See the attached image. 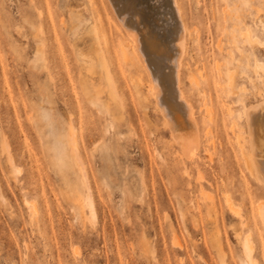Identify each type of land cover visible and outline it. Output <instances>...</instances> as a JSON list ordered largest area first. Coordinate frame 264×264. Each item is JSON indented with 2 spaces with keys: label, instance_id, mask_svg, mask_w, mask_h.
Here are the masks:
<instances>
[{
  "label": "rangeland",
  "instance_id": "rangeland-1",
  "mask_svg": "<svg viewBox=\"0 0 264 264\" xmlns=\"http://www.w3.org/2000/svg\"><path fill=\"white\" fill-rule=\"evenodd\" d=\"M156 1L138 8L154 14ZM178 3L181 87L201 132L190 159L170 141L109 1L0 0V264H244L246 239L264 264V186L241 153L243 109L264 97V0ZM100 52L111 86L85 63ZM92 85L102 104L89 102ZM70 139L93 215L75 165L61 162L62 149L75 155Z\"/></svg>",
  "mask_w": 264,
  "mask_h": 264
},
{
  "label": "bare ground",
  "instance_id": "bare-ground-1",
  "mask_svg": "<svg viewBox=\"0 0 264 264\" xmlns=\"http://www.w3.org/2000/svg\"><path fill=\"white\" fill-rule=\"evenodd\" d=\"M108 1L115 7V14L120 22L119 24H121L120 27L124 29V33H126L128 40L133 45L147 70L150 82L147 94L152 99L155 110L163 120L170 141L185 156L189 157L190 155L191 157L190 148L192 147L193 152H195L194 146L196 147L199 144L201 132L194 118L193 107L185 99L181 87L180 74L186 54L188 29L182 19L183 13L178 0H164L171 11L175 13V19L164 15L163 8L160 5L163 0H157L151 5V10L154 14H151L150 11L139 9V0ZM158 22H161V24H158ZM167 27H170L171 30L166 31ZM246 38L250 42H257L258 46L261 44L257 38H253L248 34ZM262 47L264 48V46ZM85 63L88 66V71L94 67V64L98 63L106 82L109 86L112 85L113 79L102 52L94 58H88ZM255 70L264 72V65L257 63ZM92 87L94 96L89 102L92 105L102 104L100 100L101 90L96 89L94 85ZM109 94L115 97L113 91L110 90ZM102 108L105 114H109V110L105 105H102ZM243 116L248 134V137L246 136L247 146L245 145L247 148L244 151L241 148L243 151L241 153L244 156L243 160L251 176L264 186V97L261 96L255 103L244 107ZM76 145V139L71 140L70 150H75V155H72L71 152V157L68 156L66 150H61V162L68 163V160H71L75 165L76 173L83 189L81 193L83 207H86L93 215L92 195L88 187L87 165L80 157ZM93 145V150H97L99 146ZM10 163L12 164V160H10ZM12 171L19 173V170L13 166ZM227 202H229L228 199ZM231 204L230 202L228 203V209H232ZM260 216L264 222V211L261 207ZM243 247L247 256L244 264H255L251 258L252 245L249 240L246 239L244 241Z\"/></svg>",
  "mask_w": 264,
  "mask_h": 264
}]
</instances>
